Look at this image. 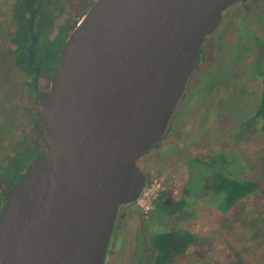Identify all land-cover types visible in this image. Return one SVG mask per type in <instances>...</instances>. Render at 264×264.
<instances>
[{"label":"water","instance_id":"95a60500","mask_svg":"<svg viewBox=\"0 0 264 264\" xmlns=\"http://www.w3.org/2000/svg\"><path fill=\"white\" fill-rule=\"evenodd\" d=\"M247 1L96 0L89 7L64 42L49 87L34 67L48 152L8 192L0 264H105L120 207L147 185L139 159L164 138L223 13Z\"/></svg>","mask_w":264,"mask_h":264},{"label":"rangeland","instance_id":"374dc122","mask_svg":"<svg viewBox=\"0 0 264 264\" xmlns=\"http://www.w3.org/2000/svg\"><path fill=\"white\" fill-rule=\"evenodd\" d=\"M14 1L0 0L2 47L10 44L15 29ZM43 2L45 21L52 20L53 29L35 26L41 52L72 11L71 3L81 5L85 0H55L56 7ZM254 33L264 37V0L232 5L206 38L201 64L191 75L164 138L138 161L147 184L158 179L163 191H172L173 200L183 199L185 204L178 212L149 206L143 197L122 205L105 264H146L150 237L170 229H188L200 237L173 264H237L235 251L251 264H264V245L247 240L243 228V218L260 200L259 194L227 208L222 193L213 190L215 176L224 173L256 179L264 192V132L261 120L254 118L263 77L257 68ZM39 83L42 88L49 85L43 76ZM29 96L14 62L0 55V101L10 100L9 117L0 104V121L5 120L0 124V163L12 147V136L25 123Z\"/></svg>","mask_w":264,"mask_h":264},{"label":"trees","instance_id":"16d2710c","mask_svg":"<svg viewBox=\"0 0 264 264\" xmlns=\"http://www.w3.org/2000/svg\"><path fill=\"white\" fill-rule=\"evenodd\" d=\"M48 1L51 4L54 3L56 7L55 0H46V2ZM95 1L85 0L81 5L71 3L72 11H70L65 22L58 25L55 36L49 38L48 47L43 52L39 51L40 40L38 34L35 33L36 43L34 45V57L31 62L28 61L30 54L29 45L32 43L29 30L30 20L32 18L35 19L34 30L38 24L39 30L42 25L47 32L53 29V22L52 20L45 21L46 14L45 10H43L45 6L42 9L40 5L41 2L44 4L43 0H34L32 6L29 4L30 0L14 1L12 19L15 29L13 35L10 37V44L4 47L0 44V55H6L14 62L15 69L21 73L22 83L31 98L24 106L25 123L21 124L22 126L16 136L15 134L12 136V147L0 163V215L11 188L21 179L24 172L30 168L37 158L45 156L48 152L39 135L41 127L39 121L40 105L33 87L35 79L34 67L38 69L39 77L43 76L50 82L51 73L60 59V52L64 42ZM31 7L34 8V14L31 13ZM254 39L256 42L257 68L259 74L263 77L259 105L255 111L254 118L261 120V131L264 132V37L255 34ZM9 101H0L1 106L5 107L4 113L8 117L10 116L8 113L10 111L8 110ZM6 116L4 114L5 118ZM4 121L2 119L0 124H3ZM214 181L213 190L215 193H222L227 208L236 205L240 199L253 194H259L260 200L253 204V208L243 218V228L245 229L244 233L247 235V240L258 241L264 245V192L260 182L253 178L233 177L224 173L216 175ZM167 200L170 201L167 202ZM154 204L164 211L178 212L185 203L183 199L173 200L172 191L166 190L160 193L157 199H155ZM121 215L122 213L119 212L118 218ZM199 238L196 232L188 229H170L156 232L150 237L149 244L147 245L145 263L173 264L178 256L185 254L188 248L197 242ZM234 254H236L237 264H251L244 260L241 255L237 254L236 251Z\"/></svg>","mask_w":264,"mask_h":264},{"label":"built area","instance_id":"2783aa9c","mask_svg":"<svg viewBox=\"0 0 264 264\" xmlns=\"http://www.w3.org/2000/svg\"><path fill=\"white\" fill-rule=\"evenodd\" d=\"M147 185L141 195V198L143 197L145 201H148L150 206L152 203H154L155 199H157L160 193L163 192V190H165V187L161 185L158 179L150 181L149 184Z\"/></svg>","mask_w":264,"mask_h":264},{"label":"flooded vegetation","instance_id":"af4514ba","mask_svg":"<svg viewBox=\"0 0 264 264\" xmlns=\"http://www.w3.org/2000/svg\"><path fill=\"white\" fill-rule=\"evenodd\" d=\"M49 84H50V82H49ZM47 87H49V85H48ZM47 87H46V88H47ZM139 166H140V164H139Z\"/></svg>","mask_w":264,"mask_h":264}]
</instances>
